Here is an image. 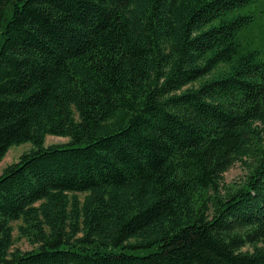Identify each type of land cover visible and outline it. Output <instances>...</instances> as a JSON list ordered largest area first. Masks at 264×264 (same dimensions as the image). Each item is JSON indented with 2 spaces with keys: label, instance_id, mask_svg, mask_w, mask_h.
Segmentation results:
<instances>
[{
  "label": "trees",
  "instance_id": "16d2710c",
  "mask_svg": "<svg viewBox=\"0 0 264 264\" xmlns=\"http://www.w3.org/2000/svg\"><path fill=\"white\" fill-rule=\"evenodd\" d=\"M258 1L0 0V264H264Z\"/></svg>",
  "mask_w": 264,
  "mask_h": 264
},
{
  "label": "rangeland",
  "instance_id": "374dc122",
  "mask_svg": "<svg viewBox=\"0 0 264 264\" xmlns=\"http://www.w3.org/2000/svg\"><path fill=\"white\" fill-rule=\"evenodd\" d=\"M255 8H264V0H259L255 5L246 6L242 9V11ZM255 20L256 21L250 26L249 29L242 32V37L250 41L254 46L258 47L262 51V56H264V12L262 14H259ZM67 139L68 138L64 136L47 135L45 137L44 143L45 145L62 143L66 142ZM30 148V142H24L10 146L5 156L0 161V173L6 165L16 161L21 153L29 150ZM245 174L246 169L239 162H236L232 167H230L223 173L222 184H238V182H240L244 178ZM19 222V220L12 222V225L14 227V247L20 248L21 250H28L32 248V245L25 238L18 237L17 225ZM242 249L251 250L252 247L250 245H246Z\"/></svg>",
  "mask_w": 264,
  "mask_h": 264
}]
</instances>
